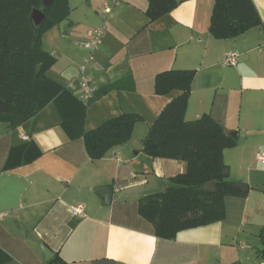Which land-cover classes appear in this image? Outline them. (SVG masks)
Wrapping results in <instances>:
<instances>
[{"label": "crops", "instance_id": "crops-1", "mask_svg": "<svg viewBox=\"0 0 264 264\" xmlns=\"http://www.w3.org/2000/svg\"><path fill=\"white\" fill-rule=\"evenodd\" d=\"M104 1H115L107 14ZM175 2L149 21L148 0H67L63 26L41 34L42 49L55 59L47 76L77 97V67L86 56L78 41L105 25L87 69L96 96L86 106L83 129L121 113L142 121L127 141L96 160L82 137H67L53 103L15 127L0 121L3 264H57L53 257L64 264H264V162L255 157L264 152V0H252L262 25L226 39L208 31L214 0ZM232 51L237 61L225 65ZM165 70L195 71L184 118L208 114L235 137L222 159L228 179L247 186L244 195L224 197L223 220L180 230L173 239L157 237L138 212L140 199L165 191L185 171L183 161L142 152L148 127L177 94H154L155 75ZM70 81L74 90L66 87ZM28 142L39 154L20 163ZM99 187L110 190L109 203L94 191ZM76 203L84 206L82 218L71 216Z\"/></svg>", "mask_w": 264, "mask_h": 264}, {"label": "trees", "instance_id": "trees-1", "mask_svg": "<svg viewBox=\"0 0 264 264\" xmlns=\"http://www.w3.org/2000/svg\"><path fill=\"white\" fill-rule=\"evenodd\" d=\"M41 1L0 0V121L15 127L53 103L67 137H82L89 158L99 159L111 147L127 141L134 124L142 121V117L136 113H121L95 129L84 131L86 106L96 95L93 93L82 103L48 77L46 71L55 59L41 47V34L66 19L67 0H54L48 7H43ZM175 5V0H148L145 14L153 21ZM33 9L45 15L38 30L33 28L29 18ZM260 25L262 22L252 0H214L208 26L214 38H233ZM36 67H39L38 72ZM194 75V70H165L155 75L154 94H177L150 124L142 140L145 155L185 163V171L171 178L165 191L139 200V214L153 225L155 235L163 239H173L183 229L223 220L224 197L244 195L228 179L229 170L222 159L223 150L236 144L235 137L208 114L191 121L184 118ZM22 148L24 158L20 163L31 161L39 154L32 143ZM209 182H214L215 190L202 188ZM263 232L264 227L260 234ZM7 260L8 256L0 249V264ZM51 260L64 264L59 257Z\"/></svg>", "mask_w": 264, "mask_h": 264}, {"label": "built area", "instance_id": "built-area-1", "mask_svg": "<svg viewBox=\"0 0 264 264\" xmlns=\"http://www.w3.org/2000/svg\"><path fill=\"white\" fill-rule=\"evenodd\" d=\"M115 1L111 3L104 1L102 3V12L109 13ZM105 25H100L98 27H94L89 29L86 32V35L83 39L79 40L78 43L86 50V56L82 63L77 67V75L75 80L77 81V89H78V99L79 100H88L91 97V88L89 86V75L87 73L88 67L94 61L95 52L97 51L99 45L101 44V38L104 33ZM237 61V54L235 52H228L225 54L223 58V63L225 65H235ZM74 81H70L67 83L66 87L70 90H74L73 86ZM22 140H28L29 137L26 134L20 135ZM256 159L260 162H264V152H257L255 155ZM69 211L71 216L76 218H82L84 216V206L81 203H76L74 205L69 206Z\"/></svg>", "mask_w": 264, "mask_h": 264}, {"label": "water", "instance_id": "water-1", "mask_svg": "<svg viewBox=\"0 0 264 264\" xmlns=\"http://www.w3.org/2000/svg\"><path fill=\"white\" fill-rule=\"evenodd\" d=\"M54 0H42L41 1V4L43 7H48L52 4ZM29 18H30V21H31V24L33 26V28L35 30H38L41 23L43 22V20L45 19V15L44 13L39 10V9H33L29 15ZM66 21L65 20H62L58 26L59 27H62L63 24L65 23ZM38 69L39 67H36V72H38ZM234 186L245 192L247 190V186L246 185H243V184H238V183H235ZM204 190H215V185H214V182H209V183H206L203 187H202ZM94 191L101 195L103 197V202L105 203H109L110 200H111V192L110 190L107 188V187H99V188H96L94 189ZM43 249V252L45 254V257L46 258H49L51 256V253L45 248V247H42Z\"/></svg>", "mask_w": 264, "mask_h": 264}]
</instances>
